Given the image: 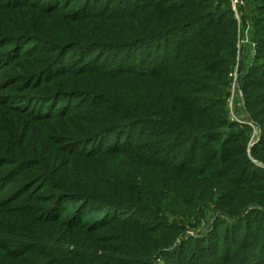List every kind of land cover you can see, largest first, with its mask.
I'll list each match as a JSON object with an SVG mask.
<instances>
[{
    "label": "trees",
    "instance_id": "obj_1",
    "mask_svg": "<svg viewBox=\"0 0 264 264\" xmlns=\"http://www.w3.org/2000/svg\"><path fill=\"white\" fill-rule=\"evenodd\" d=\"M245 2L242 28L232 0H0V264H264V0ZM250 25L248 151L229 99Z\"/></svg>",
    "mask_w": 264,
    "mask_h": 264
},
{
    "label": "rangeland",
    "instance_id": "obj_2",
    "mask_svg": "<svg viewBox=\"0 0 264 264\" xmlns=\"http://www.w3.org/2000/svg\"><path fill=\"white\" fill-rule=\"evenodd\" d=\"M245 3L246 2L244 0V4ZM232 5H234V4L232 3ZM240 5H242V4H239V5L237 4L234 10H235L236 14L238 15V19L240 21V27L243 28V24L241 23V12L239 9ZM251 30H252V27L250 25L248 27V29H246V37H244L243 35L241 36V38L245 40V42H243L241 44V49H240V62L241 63L244 61L243 60L244 56H246L249 49H251L252 54L254 53V49H252L253 45L251 43V41H252L251 35H250ZM249 53H250V51H249ZM239 73L242 75L243 71L239 70ZM230 82L232 83V79H230ZM240 88H241V85H240ZM241 90H242V88H241ZM230 94H231V91H230ZM229 102H231V101H229ZM229 105H230V103H229ZM231 105H230V107H232L231 108V118L235 119V120L238 119V121L247 122L252 127L250 139L248 142L249 143L248 144V151H250V147L258 140V138L260 136V130L252 120L251 121L248 119L246 120V118L248 117V113L246 110L243 91H242V95L241 94L240 95L239 94L234 95L233 100L231 102ZM190 212H193V211H190ZM198 213L194 212V213H192V214L190 213L186 216V219L190 220V222L195 224L194 234H199V233L205 232L209 228L212 220L214 219L213 213L210 212V210L208 212H206V214H204V215L199 214L200 217L198 216Z\"/></svg>",
    "mask_w": 264,
    "mask_h": 264
},
{
    "label": "built area",
    "instance_id": "obj_3",
    "mask_svg": "<svg viewBox=\"0 0 264 264\" xmlns=\"http://www.w3.org/2000/svg\"><path fill=\"white\" fill-rule=\"evenodd\" d=\"M232 3L234 4L233 8L235 9L237 4L238 5L239 4H244V0H232ZM236 16L238 18L237 14H236ZM243 42H245V40L240 37L239 43H238L237 63L235 65L234 69L230 72V78L232 79V83L230 85L231 96H230L229 101H231V102H232L233 97H234L235 94H239V95L241 94L242 95V90L240 88L241 74L239 73V70H240V65H241L240 64L241 63L240 62V49H241V44ZM253 46H254V44H253ZM231 102H229L230 105H231ZM230 108H232V107H230Z\"/></svg>",
    "mask_w": 264,
    "mask_h": 264
},
{
    "label": "crops",
    "instance_id": "obj_4",
    "mask_svg": "<svg viewBox=\"0 0 264 264\" xmlns=\"http://www.w3.org/2000/svg\"><path fill=\"white\" fill-rule=\"evenodd\" d=\"M238 107V106H237Z\"/></svg>",
    "mask_w": 264,
    "mask_h": 264
}]
</instances>
